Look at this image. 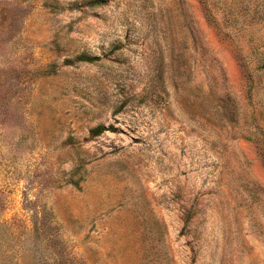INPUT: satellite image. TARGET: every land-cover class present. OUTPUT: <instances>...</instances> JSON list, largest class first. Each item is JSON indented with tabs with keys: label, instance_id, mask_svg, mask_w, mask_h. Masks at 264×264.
<instances>
[{
	"label": "rangeland",
	"instance_id": "374dc122",
	"mask_svg": "<svg viewBox=\"0 0 264 264\" xmlns=\"http://www.w3.org/2000/svg\"><path fill=\"white\" fill-rule=\"evenodd\" d=\"M0 264H264V0H0Z\"/></svg>",
	"mask_w": 264,
	"mask_h": 264
},
{
	"label": "trees",
	"instance_id": "16d2710c",
	"mask_svg": "<svg viewBox=\"0 0 264 264\" xmlns=\"http://www.w3.org/2000/svg\"><path fill=\"white\" fill-rule=\"evenodd\" d=\"M104 131H105V128L99 127L97 129L93 130L92 133L95 135H99V134L103 133Z\"/></svg>",
	"mask_w": 264,
	"mask_h": 264
}]
</instances>
